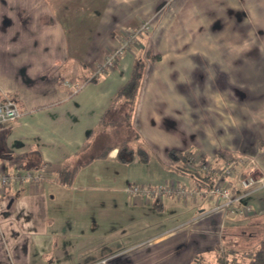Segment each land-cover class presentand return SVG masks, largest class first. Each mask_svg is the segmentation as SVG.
Here are the masks:
<instances>
[{"label":"crops","instance_id":"1","mask_svg":"<svg viewBox=\"0 0 264 264\" xmlns=\"http://www.w3.org/2000/svg\"><path fill=\"white\" fill-rule=\"evenodd\" d=\"M248 1L0 0V98L9 95L21 112L13 124L0 126V165L10 172L40 165L51 170L41 184L0 194V264H100L120 253L137 264L144 256L136 253L151 245H175L190 226L220 222L226 243L256 238L247 228H264V7L257 8L261 21L254 27L242 5ZM140 22L151 23L140 39L161 57L128 121L129 108L110 107L132 77L137 54L117 56L108 75L97 69L120 46L119 34ZM247 83H256L254 94L245 92ZM113 125L129 137L109 141L91 158L92 139ZM124 140L145 142L154 156L147 163L138 157L120 162L115 148ZM108 147V155L98 157ZM172 149L217 164L219 151L251 155L263 182L227 213L211 195L193 206L173 197L130 198L125 189L131 182L152 188L187 178L169 168ZM20 155H26L22 167L9 164V156ZM76 165L81 169L72 186L57 183L60 169ZM244 206L250 215L238 212ZM88 210L112 219L111 236L118 240H141L89 260L82 241L90 223L80 215ZM100 220L103 229L96 232L109 241L107 221Z\"/></svg>","mask_w":264,"mask_h":264},{"label":"rangeland","instance_id":"2","mask_svg":"<svg viewBox=\"0 0 264 264\" xmlns=\"http://www.w3.org/2000/svg\"><path fill=\"white\" fill-rule=\"evenodd\" d=\"M244 8L247 10V14L249 15V18L253 24L254 27L260 26L258 24L257 18V8L264 7V2L258 3L254 0L243 2L242 4ZM262 11V10H261ZM264 12V10H263ZM253 15L254 17L251 18L250 15ZM143 23L140 22L139 25ZM151 24V23H149ZM133 27L137 28L139 26ZM152 29V27H151ZM151 29L149 32H151ZM123 32V31H122ZM122 34V33H120ZM121 36V35H119ZM149 51L147 49V46L143 44V39H140V43H137L136 46H134L132 52H135L137 54V60L141 61V64H144V68L141 70V77L142 82L141 86L144 84V81L146 77L149 74H153L155 63L160 59V55L157 54L154 56H157L156 61H152L149 54ZM261 67V66H260ZM207 67L204 66L203 68L200 67L199 71L201 69H206ZM263 69L264 73V67ZM157 70V69H156ZM164 70V69H163ZM158 72V71H157ZM159 73V72H158ZM198 74V73H197ZM257 75V74H256ZM246 87L248 90H245L246 93H252L254 94L257 91L256 83H247ZM261 87L262 90L264 89V85ZM248 102L251 101L250 95L248 96ZM233 104L238 103V101L234 98ZM126 106V105H125ZM128 109V106H126ZM232 116L233 119H237V110L232 108ZM236 112V113H235ZM118 128L117 125L110 126L108 129H100L99 135L92 139V146L88 152V155L92 158L96 156L98 153L103 151V148L106 146V144L109 143V141H117L123 139V137L128 136L126 133L127 131H120L117 134H113L115 131L114 129ZM245 127H243L244 129ZM129 137V136H128ZM243 156H251V155H243ZM106 212V211H105ZM108 213V212H106ZM85 214H87L85 216ZM119 215L122 214V212H118ZM251 214V213H250ZM249 214V215H250ZM81 216H85V222L90 223V226L85 228V231H87L88 237L82 241V243L88 246V259H100L103 255L110 253L112 251H117L120 249H123L125 247H129L131 245H135L133 243H137L141 240L140 237H125V239L120 238L118 240V236L114 234L111 236V229L113 227L110 224V218H100L96 211H85ZM100 219H104L107 221L104 226V230L107 232V234L110 235L109 241L102 242L104 240L103 234L101 232H96L98 230L103 229L101 226V223L103 222ZM100 220V221H99ZM109 220V221H108ZM121 220V219H120ZM99 221V226L97 224L96 228L95 226H91V223ZM104 221V222H106ZM217 223L216 226L208 225L200 227H194L190 226L189 229H187L186 232L183 233V235L180 238V241L177 242L175 245H171L168 242H162L158 244H153L149 248V250L142 253H136L142 254L144 257L137 259V264H252L253 260V249L257 246L259 243L260 237L264 235V228H255L250 229L247 228V230H251L252 232L256 233V238H250V239H244L242 238L239 243H226L224 239L225 229L221 231V227H219V224ZM116 225V224H115ZM114 225V229L116 226ZM95 228V230H93ZM120 230L123 231V227H120ZM125 230V229H124ZM229 233V236H233V231L229 230L227 234ZM103 238V239H101ZM233 238V237H232ZM233 242V241H232ZM224 252V253H223ZM128 252H124L126 255ZM114 260H102L100 261V264H131V260L127 258V256H123V253H120L118 256H116Z\"/></svg>","mask_w":264,"mask_h":264},{"label":"built area","instance_id":"3","mask_svg":"<svg viewBox=\"0 0 264 264\" xmlns=\"http://www.w3.org/2000/svg\"><path fill=\"white\" fill-rule=\"evenodd\" d=\"M149 30L148 22H143L137 28L121 32L122 34H119L121 36L118 37L120 46L109 52L105 61L98 67L97 74L108 75L114 66V59L125 52H132L140 38L148 34ZM2 96L0 98V126H8L21 116V112L12 97L7 94ZM189 162L197 171L213 178L210 189H203L199 184L194 183L190 177H187L184 180L171 179L152 188L131 182L125 191L132 199L141 197L145 200H161L165 197H173L189 206H193L211 195L216 197L218 207L227 213L235 210V204L241 202L246 192L257 188L263 182V173L253 156H241L217 164L212 159L200 161L198 155H192ZM50 173L51 170L48 165L10 172L1 164L0 194L26 184H41L49 179ZM238 212L243 216H248L251 213V208L244 206ZM219 227L222 231L224 223L219 224Z\"/></svg>","mask_w":264,"mask_h":264},{"label":"trees","instance_id":"4","mask_svg":"<svg viewBox=\"0 0 264 264\" xmlns=\"http://www.w3.org/2000/svg\"><path fill=\"white\" fill-rule=\"evenodd\" d=\"M152 61H156L158 58L150 53L148 54ZM144 68V64H141L140 60H137L135 63V71L128 81V83L123 87L120 93L115 98L113 104L110 109L126 105L128 106L127 120L129 121L132 118V115L135 111L139 91L141 89V70ZM136 139L140 140L141 137L139 135L136 136ZM90 146V141L86 142L84 149ZM113 149V147H108L107 151L98 157H104L108 155V153ZM118 150V160L122 163L131 162L135 157H138L139 160L143 163H147L153 155L150 153L148 146H146L145 142L143 145H133L131 140H124L119 142L116 145ZM192 156L189 152H183L181 150L172 149L169 151L170 165L169 168L181 176L190 177L194 183L199 184L203 189L208 190L213 184V178L207 174H202L197 171L192 164L189 162L190 157ZM216 158L219 162H224L227 160H234L236 157L232 155L230 152L219 151L216 154ZM9 164L11 165H21L25 164L26 155H20L16 157L9 156L7 158ZM206 160L205 157H200V161ZM22 167V166H21ZM28 167V166H27ZM25 169H32V168ZM22 169V170H25ZM81 169L80 165H76L74 167H64L58 171L57 174V183L65 186H72L76 176L78 175ZM224 229V228H223ZM253 262L252 264H264V239L260 241L257 248L253 251Z\"/></svg>","mask_w":264,"mask_h":264}]
</instances>
